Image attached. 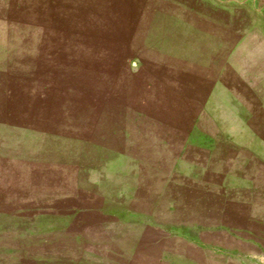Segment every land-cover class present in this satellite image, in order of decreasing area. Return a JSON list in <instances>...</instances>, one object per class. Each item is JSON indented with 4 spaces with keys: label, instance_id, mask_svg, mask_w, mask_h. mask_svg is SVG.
<instances>
[{
    "label": "rangeland",
    "instance_id": "rangeland-1",
    "mask_svg": "<svg viewBox=\"0 0 264 264\" xmlns=\"http://www.w3.org/2000/svg\"><path fill=\"white\" fill-rule=\"evenodd\" d=\"M0 264H264V0H0Z\"/></svg>",
    "mask_w": 264,
    "mask_h": 264
}]
</instances>
